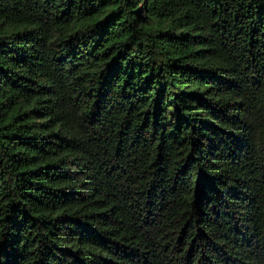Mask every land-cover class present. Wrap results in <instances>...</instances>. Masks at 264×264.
I'll use <instances>...</instances> for the list:
<instances>
[{
	"label": "trees",
	"instance_id": "16d2710c",
	"mask_svg": "<svg viewBox=\"0 0 264 264\" xmlns=\"http://www.w3.org/2000/svg\"><path fill=\"white\" fill-rule=\"evenodd\" d=\"M0 264H264V0H0Z\"/></svg>",
	"mask_w": 264,
	"mask_h": 264
}]
</instances>
